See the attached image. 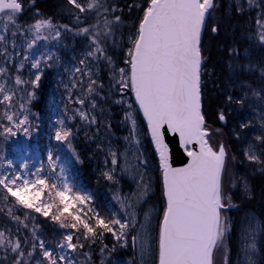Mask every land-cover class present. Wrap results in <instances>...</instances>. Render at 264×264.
Masks as SVG:
<instances>
[{
  "label": "snow or ice",
  "instance_id": "1",
  "mask_svg": "<svg viewBox=\"0 0 264 264\" xmlns=\"http://www.w3.org/2000/svg\"><path fill=\"white\" fill-rule=\"evenodd\" d=\"M67 3L71 5V9L76 10L73 15L78 25L83 23V19H87V16L82 18L80 14L96 13L97 22L90 27H78L74 35L88 37L91 46L89 56L96 59L103 57L107 61L113 70L111 82L117 92L123 96L125 90H128L134 96L135 110L142 112L154 151L158 154L163 176V195L166 198V206L159 224V264H214V256L217 252L221 253L227 264L228 249L225 245L230 226L226 213L232 200L230 190L226 188L224 181L228 174L229 153L223 143L216 147L210 144L212 130L202 112V32L207 18L216 7L215 0H149L136 31L129 37L130 43L124 60L127 68L116 66L99 41L102 33L105 37H111L114 33L113 26L121 23V17L114 15L117 9L111 7L108 0H84V2L67 0ZM248 3L252 5L253 0H248ZM6 10V23L3 24V31H0V49H3L0 55L6 54L4 45L9 42L7 39L9 29L11 28V36L15 37L16 31L20 28L17 14L21 13L22 4L18 0H0V13H5ZM108 14H112L111 17ZM101 15L104 16L102 28L99 21ZM257 23L261 29L258 32V40L264 45V23L259 20ZM63 27L65 31H72L67 25ZM44 28L54 30L52 39H59L61 33L51 19H37L29 26V31L40 33ZM212 31L216 32L218 29L213 26ZM40 39L46 40L48 37L36 35L35 40L27 44V48L32 49ZM11 43L15 48L14 39ZM53 55L47 57L44 67L53 66L47 63L48 60L53 59ZM29 56L30 53L25 54L24 61H28ZM42 59L44 58L31 62L32 68L37 70L32 74L31 79L22 80L20 76L15 79V85H27L23 90L28 93L29 102L35 96L34 89L40 86L43 74ZM23 66L21 63L20 68ZM76 71L81 70L77 68ZM5 74L6 69L0 67V77H4ZM88 75L87 93L92 94L98 88H103V84L91 78L90 73ZM12 100L13 95L6 89L4 83H0V104L7 103L8 108H11ZM76 103L83 105L85 100L80 99ZM115 103L123 104L124 101L117 99ZM237 103L243 104V100ZM92 107H96L94 102ZM133 110L134 105L129 103L125 120L131 121L130 136L137 129ZM79 116L83 120H89V116L82 110L79 111ZM3 119L7 123H0V137L5 141L16 137L21 131L23 135L30 136L33 125L27 114L14 120V116L5 110ZM218 119L225 121L226 117L223 113H218ZM91 122H95L94 117L91 118ZM57 124L60 127L55 132V140L61 144L66 143L67 148L72 150L69 139L73 136L72 129L66 126L64 119L58 120ZM242 127L247 125L244 124ZM169 137L178 140L183 154L189 158L186 166H173ZM256 139L264 140V137L258 136ZM136 143L140 141L136 140ZM73 155H76L75 152ZM110 155L111 165H118L117 153L110 150ZM247 158L251 162L264 163L255 154L248 155ZM48 161L55 170L59 157L54 161L53 156L49 154ZM125 164L124 171L128 172L127 157ZM7 167L9 169L13 167L11 160L7 161ZM24 167L28 166L24 165ZM132 167L139 172L137 165ZM115 171L116 169L113 168L103 175L108 181L115 182L112 174ZM41 172L43 169L39 168L32 173L31 175L35 177L32 180L23 177L22 174L0 173V188L7 197L13 198L23 208L31 209L43 217H51L53 222L59 223L60 228L73 229L74 232L62 234V239L56 245L62 251L54 252L33 229L32 251L27 253L28 260L38 248L41 260L37 261V264H75L74 259L69 256V251L76 253L82 250L86 243H97L106 234H110L116 242L113 250L116 246L129 245L130 230L137 228L135 211H125L127 220L115 216L102 218L96 213L94 223H89L82 219L79 215L80 209L77 207V204L83 205L88 197L73 193L66 182L62 190L55 192V199H58L59 206L62 207L51 200L47 203L43 202L42 197L49 189V184L46 178L41 177ZM60 172L63 175L62 168ZM56 187V184L51 185L53 189ZM243 189L245 192L249 191L246 183ZM148 191L149 187L141 179L138 190L133 196L122 200L117 194L115 199L122 209H132L147 197ZM128 199L133 200L134 203L128 204ZM54 208L57 209L58 214H52ZM73 208L75 211H71ZM69 217L71 222L66 223ZM145 220H149L147 215ZM131 243L134 247L138 245L143 253L146 247L144 226H141L139 235H131ZM0 248H3L5 253L10 252L13 255V264H22V262L28 264L19 238L12 240L4 232H0ZM255 252L256 245L253 238V243L246 247L245 254L250 258ZM249 264H252L251 259Z\"/></svg>",
  "mask_w": 264,
  "mask_h": 264
},
{
  "label": "trees",
  "instance_id": "2",
  "mask_svg": "<svg viewBox=\"0 0 264 264\" xmlns=\"http://www.w3.org/2000/svg\"><path fill=\"white\" fill-rule=\"evenodd\" d=\"M82 1L80 0V2ZM119 1L112 2L110 6L118 9L122 5H126L131 8V12L130 14H121L122 26H113L112 42L108 44L110 51L106 52V54L112 58V62L116 66L127 68L124 60L126 58L127 47L130 43L129 37L136 31V27L142 18L143 11L149 0H122L123 3H119ZM31 3L33 4L32 6L29 5ZM215 3L216 7L208 17L201 44L204 61L202 66L203 112L212 130L210 141L213 145H215L214 142L217 140H215L213 132H217L218 129L214 124L219 125L223 129L224 133H222V138H220L222 140H220L221 142L217 141L224 143L229 153L233 152L237 144L243 142L245 137L250 136L254 138V142L257 144L252 147L243 148V152L240 155L241 163L249 165L248 169L245 172L241 171L239 173L238 171L234 173V177L237 176L239 182H243V178L251 179V186L256 193L259 185L264 184V163L251 162L247 156L255 154L261 161H264V145H260L256 139L258 136L264 137V128L260 130L261 127H264V105L262 107L258 103L254 106L250 103L257 101L254 99L252 88L259 89L260 93L264 96V77H259L258 73L254 71L259 66L258 62L260 61L258 57L260 50L256 51V49L262 48V45L259 46L256 42V48L250 51L248 49L250 45L248 37L244 34L245 29L241 28V25H245L246 27V21L241 18L242 24L240 25L236 21V18L230 20L224 19V15L228 14L229 10H232L231 12L236 17L238 12L235 8L230 7L228 0H215ZM54 4L59 7L58 11L60 12L53 11L52 7ZM253 5V10L249 12L250 22L247 25L249 26V31L254 28L251 25V19H254L253 16L256 14H259L261 20L264 22V0H253ZM69 9H71V5L67 3V0H24V10L19 15L20 23L23 25L34 23L37 19H51L53 23L60 24L61 28L67 25L72 29V31H65L64 29L68 41L65 48L66 53L59 54L60 56L54 52L52 53V55L54 54L51 60L53 66L50 67V70L43 69L40 86L35 91L36 99L33 102L32 110L39 111L41 116L39 127L42 133L38 136L37 140L38 146L41 149H39V153L44 162H47V153L51 154L54 158L59 157L62 159L67 165L63 169L64 179L72 188L73 193L84 195L88 197V201L98 205L97 210L94 211L87 205L77 204V207L80 209L79 215L82 219L87 220L89 223H94L96 213L102 218H111L112 216L123 218V213L117 207L118 205L115 204L114 200L101 192V189L107 188L110 190L111 187H119L124 193L130 191L132 188L131 184L128 183L120 172V154L123 150L121 141L125 131L121 125L122 112L115 103L118 92L111 82L113 70L103 57L96 59L88 55L91 48L89 41L83 36L74 35V32L77 30L73 21V12L75 11L71 9L72 13H70V11H67ZM108 15L111 17L112 14ZM213 26L218 31L213 32ZM233 46L240 49L242 58L229 60V68H225L220 60L229 54V50ZM249 53L250 55L247 57L246 54ZM261 66H264V64ZM77 68L81 71L77 72ZM227 70H230V72L228 73ZM89 73L91 74V78L103 84V88H98L92 94L87 93ZM234 73L238 75L239 79L237 82L231 77ZM128 92L130 94V91ZM229 97H231V100H229ZM80 99L85 100L83 105L76 103ZM239 100H243V104L237 103ZM93 102L96 104L95 108L92 107ZM242 105H248L249 109H256V113L253 115L246 114L242 111ZM80 110L89 116L88 121L80 118ZM218 113H223L226 117L224 126H221L219 120L217 121ZM93 117L95 118L94 123L91 122V118ZM60 119H64L66 126L70 127L73 131V136L69 139L76 154L74 156L70 154L66 143L61 144L55 140V132L60 127L57 121ZM139 120L144 135L145 147L149 152L151 162L157 167L158 163L145 125L140 117ZM244 124L247 127H242ZM110 150L117 153L118 165H111L112 156L110 155ZM230 164L232 163L229 162V166ZM113 168L116 169L112 173L115 182L108 181L103 175L104 172ZM256 172L262 173L263 176L257 178L256 175L259 173L252 175ZM56 173L60 174V170L53 173V171L48 169V165H43L42 176L48 180L49 184L47 191L53 193L54 196L55 189L51 188V185L53 180L57 178ZM227 178L228 174L225 176V181ZM157 188L156 200L158 201L155 202L163 208L159 180ZM49 198L52 200L50 194ZM262 201H264V197L257 200L254 198V195H251L248 200H238L234 204H236L238 209L246 208L261 215L262 211L259 208ZM52 202L57 203L54 199ZM57 205L59 206V202ZM71 211H75V208L71 209ZM52 214H58L57 209L54 208ZM16 217L19 219H16ZM21 221H26L29 224L27 225V230L31 227L30 225L35 226L39 231L38 235L53 251L56 248H54L52 243L56 239L62 238V234L74 232L73 229L60 228L59 223L53 222L51 217L35 218L29 213L28 209L17 204L13 198L7 197L4 190L0 188L1 229L7 237L11 239L15 237L21 240L27 257V253L32 251L31 245L25 243L24 239L20 238L19 233H14L15 228H17L16 223L19 225ZM235 223L237 228L239 220L236 217ZM22 228H26L25 225ZM76 235H79V233H76ZM262 242L261 264H264V237ZM105 243L112 248L116 244L111 235L106 234L97 243H86L85 247L78 251L98 257V252L106 245ZM113 254L115 263H119L121 261L120 257L125 254L131 262L130 264H136L130 244L125 249L116 246ZM34 255L38 257L35 263L41 260L38 248ZM1 262L2 264H13V259L8 258Z\"/></svg>",
  "mask_w": 264,
  "mask_h": 264
},
{
  "label": "rangeland",
  "instance_id": "3",
  "mask_svg": "<svg viewBox=\"0 0 264 264\" xmlns=\"http://www.w3.org/2000/svg\"><path fill=\"white\" fill-rule=\"evenodd\" d=\"M113 1L114 0H108V3L111 4ZM230 2L238 5L239 8L242 5L240 0H230ZM103 19L104 16L101 15L99 17L101 28L103 26ZM73 21H74V25L77 28L82 26L90 27L92 24L97 22V16L95 12L89 13L87 19H83V23L80 25H78L74 19ZM4 23H6V14L0 17V31H3ZM17 23L20 25L19 30L16 31L15 37H12L11 28L9 29L7 33V39L9 42L6 45H4V48H6V54L0 55V67L6 69L5 76L0 77V83H4L6 89L9 90V93L13 95V100L10 102L11 108H8L7 103L0 104V123H7V121L3 119V116L5 110H8L9 114H12L14 116V120L17 117L22 118L23 114H27L29 117V121L32 123L33 127L30 130V136L23 135V132L21 131L20 133H18L16 137L9 138V140L7 141H5L3 137H0V165H3V167H0V173L22 174L23 177L32 180L35 179V177L31 174L35 173L37 169L41 168L40 167L41 165L42 166L44 164L48 165V169L50 171H53V173H55L57 170H53L52 164L48 161V154L46 157V161L48 162H44L41 159L39 153L41 149L38 146L37 139L38 136H40L42 133L39 127L41 116L39 111L32 110V105L36 99V96H34V98H32L29 102V95L27 92L23 90L25 87H27V85L24 84L15 85V79L17 76H20L22 80L31 79L32 74L37 72L36 69L32 68L31 62L35 59H41V57L44 58L41 60L42 68L43 69L46 68L47 70H50L51 69L50 67H44V61L47 59L49 55H52L53 52L58 55L62 53H66L65 48L67 47L68 41L64 32V28H61L59 26L60 24L53 23L58 27V30L61 33L59 39L55 40L52 39V36L54 35V30L44 28L41 30L40 33H35L34 30L29 31V26L32 25L33 23H30L28 25H23L22 23H20V16L18 14H17ZM259 31H261V29H259ZM36 35L47 36L48 39L37 40L33 48L28 49L27 44L30 41L35 40ZM83 37H85L86 40L88 39V37L86 36ZM256 38L258 39V36ZM13 39L15 40V44H16L15 48H13L11 43ZM99 41L101 47H103L106 52L110 51V47H108V44H111L112 42L111 37H105L103 36L102 33L101 37L99 38ZM2 50L3 49H0V51ZM27 53H30L29 60L24 61V55ZM97 55L99 56V54ZM21 63H23L24 65L23 68H20ZM47 63L52 65L51 60H48ZM34 91H36V88L34 89ZM117 99H122L124 101L123 104L116 103L122 112L121 125L123 130L125 131L122 138L123 150L120 154V172L122 176L132 186L131 190L122 193L120 198L123 200L124 198L133 196L138 190V185L140 184L141 179L143 183L149 187V191L147 197L143 199L138 205H135V207L132 209H127V208L122 209L120 203L116 199H114V202L118 204L117 207H119L123 213L124 217L122 219L124 220L128 219V217L125 216L124 214L126 210L135 211L136 213L137 228L134 230H130L129 243H131V235L133 234L139 235L141 226H144V231L146 233V247L143 253L141 252L138 245L135 246L134 247L135 249L133 248L132 251L135 255L134 257L136 258L137 264H156L157 234H158L160 221L162 220L163 210L165 208L164 200H163V208L161 205L155 202L156 201L155 197L156 194L158 193L157 183H158L159 170H158V166L156 167V165L153 162H151L149 152L145 147L144 135L137 111L135 110V106L132 114L137 121V129L136 132L130 136L131 121H126L125 115L128 111V104L131 103L134 105L132 96L129 94L127 90H125V94L123 96H121L118 93V96L115 99V101ZM21 105H23V108H21ZM216 139L218 141L222 140L218 137H216L215 140ZM136 140H139L140 143H136ZM217 140L216 142H214L215 146H217L221 142V141L218 142ZM125 157H127L128 168H129L128 172L124 171L126 166ZM9 160H11L13 164V167L11 169L7 167V161ZM145 161L147 163H144ZM231 161L233 162V159H231ZM24 165H27L28 167L25 168ZM132 165H137L139 168V172H137V169L133 168ZM56 167H59V164H57ZM156 170H157V174H156ZM40 175L42 178H44L41 173ZM133 177L136 178L134 179ZM159 182L161 187V181ZM64 183H65L64 176L61 174H57V178L52 182V184L57 185V187L55 188V192L58 190H62ZM243 183L244 181L239 182V178H237V176L234 177L233 166L232 164H230L228 169V178L225 181L226 188L229 190L235 189V191H237V187L240 184L242 185ZM49 194L51 195L52 200L54 199L58 203V199H55L53 193L49 191L47 192L45 191L42 197L43 202L47 203L51 200L49 198ZM127 203L132 204L134 203V201L128 199ZM28 211L35 218L43 217L40 214L33 212L31 209H28ZM244 211H245L244 209L242 208L238 209L237 206H234V204L231 203L226 213L228 218V224L230 227H231V217L229 215H231L232 217L235 216L239 220V227L237 228V232L236 234H233L231 236L233 237L232 238L233 240H231V237L228 238L229 237L228 235L226 238L225 247L228 249L227 264H249L250 259L252 261V264H260L261 240H262V228L259 222L260 220L255 212L248 211L247 213H244ZM146 215L149 217L148 221L145 220ZM67 222H71L70 217L68 218V220H66V223ZM24 225H29V224L26 221H21V224L19 225L16 223L17 228H15V232L14 231L13 232L19 233L20 238L24 239L25 243L31 245V243L33 242V236H32L33 229H35L36 235L41 239V237L38 235L39 231L36 229L35 226L30 225L31 227H29V230H27V227L24 229L22 228ZM0 232H3L1 229V224H0ZM237 236L238 238L236 239ZM253 238L256 245V252L252 257L249 258L245 254V249L247 246L253 243ZM15 239L16 238L14 237L12 240ZM61 239L62 238H58L52 243L54 245V248H56L54 252L62 251L56 247L57 243ZM5 243L7 242L5 241ZM236 244L238 245V252L236 255H233V250L231 247L232 246L235 247ZM125 248L126 247H122V249ZM98 253H99L98 257H95L88 253H81V251H78L76 253H71L69 251V256L74 259L75 264H116L114 262L115 259L113 257L114 250L111 246L103 247ZM5 256H7L6 259L8 258L13 259V255L10 252L5 253L4 249L0 248V262L6 260ZM25 259L28 261V264H37L35 263V261L38 260V257H36L33 254L30 260H28L27 257H25ZM214 264H225V258L221 255V253L217 252L215 254Z\"/></svg>",
  "mask_w": 264,
  "mask_h": 264
},
{
  "label": "bare ground",
  "instance_id": "4",
  "mask_svg": "<svg viewBox=\"0 0 264 264\" xmlns=\"http://www.w3.org/2000/svg\"><path fill=\"white\" fill-rule=\"evenodd\" d=\"M114 1H118V0H114ZM113 1V2H114ZM241 1V6L239 8L238 5L236 4H233L232 2H230V0H228V4L230 5L231 8H235L236 11L238 12V15L237 17L235 15H233V13L231 12L232 10H229L228 14L224 15V19H235L236 18V21L240 23V25L242 24V20H245L246 21V27L245 25H241V28L242 29H245L244 30V34L247 35V37L253 41L250 40V45H249V48L250 50H253L254 48H256V45L258 44L259 46L262 45L259 40L256 38L258 36V31H259V24L257 23V21L259 20L261 23H264L261 18H260V15L259 14H256L255 16H253L254 19H251V25L254 27L253 30L249 31V26L248 23L250 22V17H249V12L251 10H253L254 8V5L252 3V5H250L248 3V0H240ZM56 2V1H55ZM84 2V0L82 1ZM119 3H123L122 0L119 1ZM29 5H33L32 3L29 4ZM53 11L56 12L58 11V6L56 4L53 5ZM229 8V7H228ZM230 9V8H229ZM242 9V11L240 10ZM68 12L70 11L67 10ZM76 11V10H74ZM60 12V11H58ZM131 12V8L127 7L126 5H122L121 8H118L117 11L114 13V15H118V16H121V14H130ZM70 13H72V11H70ZM81 17H85V16H89V13L87 14H80ZM239 16V17H238ZM122 20H121V23L118 25V26H122ZM253 38V39H252ZM257 42V44H256ZM260 50V51H259ZM256 51H259V59L260 61L258 62V65L254 71H256L258 73V76L259 77H264V66H261L264 64V45H262V48L260 49H256ZM240 49L236 46H233L232 48H230L229 50V54L226 56V57H222L220 62L226 67L229 68V60L232 61L234 58H242V55H240ZM223 66V67H224ZM228 73L230 72V70H227ZM234 81H238V75L237 74H232L231 76ZM214 84V83H212ZM252 93H253V96H254V99L257 100V101H253V102H250L251 104H253L254 106H256V104L259 103V106H262L264 105V96L260 93L259 89H256V88H252ZM203 104V103H202ZM241 111V110H240ZM242 111L245 112L246 114H255L256 113V109H249V106L248 105H242ZM218 115H217V121H218ZM220 124L221 126H224L225 123H226V120L225 121H220ZM218 129L219 131L218 132H213L214 134V137H218V138H222V133L223 132V129L219 126V125H216L214 124ZM264 128V127H261L260 130ZM123 141V140H122ZM121 141V143H122ZM259 144L260 145H264V140H258ZM257 143L254 142V138L248 136V137H245L243 139V142H241L240 144H237V147L236 149H234L233 152H230L229 153V162L232 163V166H233V170H234V173H237L239 171V173L242 172H245L249 165H246L245 163H241V158H240V155L242 154L243 152V148H246V147H252L254 145H256ZM123 145V143H122ZM50 152V151H48ZM73 152L74 149H73V146H72V150H70V154L73 155ZM49 155V153H47ZM155 155V158L157 159V156L156 154ZM74 156V155H73ZM54 160H56V158L53 157ZM231 159H233V162L231 161ZM48 162V161H47ZM59 167H56L55 170H60L61 168L62 169H65L66 168V163L59 158ZM42 169H43V166L41 165L40 166ZM256 169V168H255ZM257 171V169H256ZM43 172H41L42 174ZM259 172H256L252 175H255ZM251 175V176H252ZM263 174L262 173H259L256 175V177H262ZM244 179V183L239 186V188H237V191H235V189H232L231 192H230V195H231V200H232V203H236L238 200H248L249 197L251 195H254V198H256L257 200H260L261 198L264 197V190H262L264 188V184H261L259 185V189H257V192L255 193V191H253V188L251 186V183H250V180L251 179H248V178H243ZM65 180V179H64ZM158 180L159 181H162V174H158ZM65 182L67 183V181L65 180ZM70 184H72V182L69 181ZM247 184L248 187H249V191L245 192L244 189H243V185L244 184ZM68 184V183H67ZM69 185V184H68ZM239 189V190H238ZM101 192L102 194H105L107 195L109 198H112L113 200L115 199V197L117 196V194H119V196H121V194L123 193V191L118 187H111L110 190H108L107 188H105L104 190L101 189ZM161 194H162V200L164 199V195H163V191H161ZM155 200H156V197H155ZM158 201V200H156ZM260 203V202H259ZM18 204V203H17ZM116 205H118L117 203H115ZM84 205H87L88 207H90L92 210H97V207L98 205L95 204L94 202H91V201H88L86 200V202L84 203ZM234 206H236V204H234ZM245 211L244 213H247L248 212V209L244 208ZM262 213L261 215L257 214L256 212V215L258 216L259 218V222H260V225H261V228H262V240H261V244L263 243V237H264V201H262V203H260V208H259ZM250 215V214H249ZM231 217V227H230V233L228 234V238H230L234 232H236V229L239 227V223L237 225V228H236V223L234 224V217H232L231 215H229ZM245 216V215H244ZM242 219V218H241ZM158 234H159V229H158ZM158 234H157V250H158ZM135 256V255H134ZM121 261H119V263H116V264H130L131 262L127 259L126 255L123 254L121 257H120ZM261 261L262 259H260V264H261ZM135 263L137 264V261H136V258H135Z\"/></svg>",
  "mask_w": 264,
  "mask_h": 264
},
{
  "label": "water",
  "instance_id": "5",
  "mask_svg": "<svg viewBox=\"0 0 264 264\" xmlns=\"http://www.w3.org/2000/svg\"><path fill=\"white\" fill-rule=\"evenodd\" d=\"M6 12H7V10H6ZM1 14H3V13H0V15ZM203 33H204V30L202 32V39H203ZM133 99H134V96H133ZM139 113H140L141 117L143 118L142 112H139ZM144 122H145L146 127H147L146 120H144ZM168 141L170 142L171 154H172V159H173V166H175V167H184V166H186V163L189 160V158L186 155L183 154L181 148L179 147L178 140L176 138L169 137ZM153 149H154V145H153ZM155 154H156L157 160L159 162L158 154L156 152H155ZM177 161H179V162H177ZM161 172H162V170H161ZM162 189H163V176H162ZM163 191H164V189H163ZM164 200H165V206H166V198L165 197H164ZM158 264H159V260H158Z\"/></svg>",
  "mask_w": 264,
  "mask_h": 264
}]
</instances>
